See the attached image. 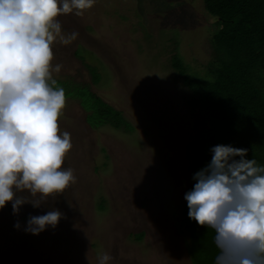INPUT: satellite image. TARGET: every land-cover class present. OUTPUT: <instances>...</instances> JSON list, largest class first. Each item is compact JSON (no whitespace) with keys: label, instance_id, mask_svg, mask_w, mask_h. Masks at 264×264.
Masks as SVG:
<instances>
[{"label":"rangeland","instance_id":"obj_1","mask_svg":"<svg viewBox=\"0 0 264 264\" xmlns=\"http://www.w3.org/2000/svg\"><path fill=\"white\" fill-rule=\"evenodd\" d=\"M57 19L64 34L79 33L52 46V63L61 65L53 78L68 87L60 132L73 145L62 167L77 179L38 208L0 209V264H99L104 252L108 264H191L180 207L208 123L173 64L177 58L188 77L211 78V36L220 25L202 0H96L82 16ZM85 84L132 129L90 128L71 91ZM55 209L63 214L55 228L25 231L30 215Z\"/></svg>","mask_w":264,"mask_h":264},{"label":"clouds","instance_id":"obj_2","mask_svg":"<svg viewBox=\"0 0 264 264\" xmlns=\"http://www.w3.org/2000/svg\"><path fill=\"white\" fill-rule=\"evenodd\" d=\"M95 3L0 0V209L8 202L13 214L26 203L38 208L76 182L73 170L62 167L73 145L70 133L60 132L66 94L53 79L61 65L52 63V46L79 35L64 34L57 17L74 10L82 16ZM211 151L184 194L188 217L214 230V264H264V166L245 158L247 148L219 144ZM23 192L29 196L18 195ZM62 216L58 209L30 215L25 231L55 228ZM112 259L98 256L99 264Z\"/></svg>","mask_w":264,"mask_h":264},{"label":"trees","instance_id":"obj_3","mask_svg":"<svg viewBox=\"0 0 264 264\" xmlns=\"http://www.w3.org/2000/svg\"><path fill=\"white\" fill-rule=\"evenodd\" d=\"M202 1L205 11L220 25V30L211 36L216 64L210 72L211 78L188 77L177 58L173 64L190 89L192 104L206 110L208 131L198 146L192 177L207 166L213 155L212 147L219 144L247 148L245 158L255 159L258 165L264 166V0ZM84 65L91 82L97 83L95 68ZM53 79L57 81L56 87H63L66 92L67 83ZM71 91L79 106L89 111L85 122L90 128L110 125L124 127L126 131L132 129L121 111L91 91L88 84L73 87ZM194 183L191 178L186 192ZM180 216L184 246L191 264H214L218 251L214 230L188 217L185 199Z\"/></svg>","mask_w":264,"mask_h":264},{"label":"water","instance_id":"obj_4","mask_svg":"<svg viewBox=\"0 0 264 264\" xmlns=\"http://www.w3.org/2000/svg\"><path fill=\"white\" fill-rule=\"evenodd\" d=\"M264 54V53H263Z\"/></svg>","mask_w":264,"mask_h":264}]
</instances>
